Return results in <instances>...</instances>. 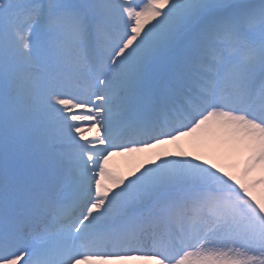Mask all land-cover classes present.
I'll return each instance as SVG.
<instances>
[{
  "label": "snow or ice",
  "instance_id": "1",
  "mask_svg": "<svg viewBox=\"0 0 264 264\" xmlns=\"http://www.w3.org/2000/svg\"><path fill=\"white\" fill-rule=\"evenodd\" d=\"M130 262L264 264V0H0V264Z\"/></svg>",
  "mask_w": 264,
  "mask_h": 264
},
{
  "label": "bare ground",
  "instance_id": "2",
  "mask_svg": "<svg viewBox=\"0 0 264 264\" xmlns=\"http://www.w3.org/2000/svg\"><path fill=\"white\" fill-rule=\"evenodd\" d=\"M183 144L186 151H193L191 144L187 140L183 141ZM130 264H142V262H130Z\"/></svg>",
  "mask_w": 264,
  "mask_h": 264
},
{
  "label": "rangeland",
  "instance_id": "3",
  "mask_svg": "<svg viewBox=\"0 0 264 264\" xmlns=\"http://www.w3.org/2000/svg\"><path fill=\"white\" fill-rule=\"evenodd\" d=\"M86 135H88L89 137H91V134L90 133H87L86 132ZM120 162H125V160H123V159H120V158H118L117 160H116V165L119 167V163ZM126 163V162H125ZM127 164V163H126ZM128 165V164H127ZM129 167V166H128ZM120 169V168H119Z\"/></svg>",
  "mask_w": 264,
  "mask_h": 264
}]
</instances>
